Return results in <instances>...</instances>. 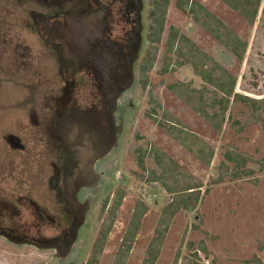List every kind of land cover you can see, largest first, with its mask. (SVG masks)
Returning a JSON list of instances; mask_svg holds the SVG:
<instances>
[{
	"label": "rangeland",
	"instance_id": "374dc122",
	"mask_svg": "<svg viewBox=\"0 0 264 264\" xmlns=\"http://www.w3.org/2000/svg\"><path fill=\"white\" fill-rule=\"evenodd\" d=\"M196 1L247 41L244 59L238 60L170 0L159 52L148 72L150 84L144 88L137 83L136 62L149 46L150 0H91L92 14L101 20L91 40V112L98 121L91 123L87 146L63 163L67 192L62 202L49 185L52 164L62 162L59 146L48 149L49 142L32 124L39 110L37 115L27 109L0 113V264H86L118 194L122 203L98 264L114 263L132 230L135 208L145 204L148 211L125 262L142 264L161 211L173 197L163 187L173 179L155 181L161 172L156 154L173 173H184L177 184L190 177L203 187L197 208L174 216L155 264H175L178 252V264L264 263V112L262 120L256 119L246 104L232 98L222 130L215 129L189 103H200L212 89L206 91L207 84L192 66L167 51L175 28L233 74L235 93L264 99V0L254 25L222 0ZM16 34L17 41L35 42L18 25ZM40 52L31 51L33 78L28 83L36 108L45 90L38 73H54L48 61L40 63ZM152 112L159 120L177 121L206 142L215 152L212 163L206 165L171 137ZM87 133L85 128L83 135ZM6 135L12 139L7 141ZM226 152L235 161L226 159ZM230 172L243 173L236 177ZM30 200L42 207L44 218L50 214L55 222L39 218ZM202 245L206 253L199 251Z\"/></svg>",
	"mask_w": 264,
	"mask_h": 264
},
{
	"label": "flooded vegetation",
	"instance_id": "af4514ba",
	"mask_svg": "<svg viewBox=\"0 0 264 264\" xmlns=\"http://www.w3.org/2000/svg\"><path fill=\"white\" fill-rule=\"evenodd\" d=\"M92 13L91 0H0V113L27 109L37 115L39 110L32 124L49 142L48 149L59 146L62 162L52 164L49 178L59 202L67 192L63 163L87 146L91 123L95 126L98 121L91 112V40L101 20ZM17 25L21 33H29L31 41L33 35L35 42L17 41ZM34 48L41 51L40 63L48 61L54 68L52 75L38 73L45 84L40 108L32 106L33 90L28 85L33 78ZM85 128L88 133L83 135ZM30 203L39 218L55 222L50 214L44 218L42 207Z\"/></svg>",
	"mask_w": 264,
	"mask_h": 264
},
{
	"label": "trees",
	"instance_id": "16d2710c",
	"mask_svg": "<svg viewBox=\"0 0 264 264\" xmlns=\"http://www.w3.org/2000/svg\"><path fill=\"white\" fill-rule=\"evenodd\" d=\"M231 9L238 12L250 25H254L258 11L262 0H222ZM152 9L149 14V32L147 39L149 46L147 47L144 56L141 61L137 62L138 66V81L142 83L146 88L149 84L148 72L152 69L154 62L159 52V44L161 42L162 33L166 22V11L170 4V0H150ZM176 7L183 12L190 14L195 22L204 27L219 43L225 46L238 60H243L248 43L243 40L240 35L231 30L227 25L217 18L212 12H210L205 6L197 2L196 0H176ZM167 51L174 52L176 56L182 58L183 64H190L196 75L200 76L204 83L207 84L206 91L212 89L213 94L211 96L203 97V101L195 103L189 101L191 107L200 115H202L207 121L211 122L215 129L222 130L229 109L230 101L236 100L238 102L246 104L251 110L256 119H263L264 112V99H256L243 94L235 93V86L237 79L227 69L217 63L207 53L199 49L192 40L181 34L177 29L172 28L167 40ZM188 46L187 51H183V48ZM181 62V64H182ZM170 64L161 70L164 74L167 72V68ZM160 110L162 106L158 104ZM209 108V109H208ZM212 110L210 112L209 110ZM164 111V110H163ZM153 119L156 120L159 126L164 128L168 134L182 144L189 152L194 154L199 160L206 165L212 163L214 157V149L211 148L206 142L194 134L186 127H182L175 120L156 118V113L152 112ZM154 115V116H153ZM208 149V152L203 154V149ZM145 150L142 156H146ZM157 155V154H156ZM153 155L157 160L158 166L161 169L159 177L155 178V181L171 178L173 179V185L163 182V187L170 194H173L171 201H169L162 209L158 225L155 230V236L150 241L149 247L146 250V256L142 264H155L161 251L162 242L169 230L171 222L174 216L180 211L185 210L187 212L194 211L201 198L202 184L193 181L189 177V182L184 185L177 184L178 181L184 176L182 171L172 172V167L165 164V158ZM225 158L230 161H235V158L230 157L229 153H225ZM173 163V162H172ZM176 165V164H174ZM238 167V166H237ZM243 172H235L233 176L239 177ZM222 177L219 178V181ZM123 195L118 194L117 199L113 204L112 209L106 220L104 221V227L99 232L92 253L87 260L86 264H98L100 261V255L103 251V247L106 243L107 237L114 224L116 210L122 203ZM106 200L102 210L107 207ZM148 211V206L142 204L141 207L135 208L133 217L131 219L132 230L125 238V243L119 249L116 259L113 264H125L126 259L132 247L134 236L140 228L141 219ZM128 241V243L126 242ZM199 251L207 252L204 245L199 248ZM196 258L199 257L198 251L194 252ZM180 259V252L177 253L175 264H178ZM260 264H264L261 263Z\"/></svg>",
	"mask_w": 264,
	"mask_h": 264
},
{
	"label": "water",
	"instance_id": "95a60500",
	"mask_svg": "<svg viewBox=\"0 0 264 264\" xmlns=\"http://www.w3.org/2000/svg\"><path fill=\"white\" fill-rule=\"evenodd\" d=\"M6 85V84H5ZM7 90V85H6V88L3 90V93H5V91Z\"/></svg>",
	"mask_w": 264,
	"mask_h": 264
},
{
	"label": "bare ground",
	"instance_id": "6f19581e",
	"mask_svg": "<svg viewBox=\"0 0 264 264\" xmlns=\"http://www.w3.org/2000/svg\"><path fill=\"white\" fill-rule=\"evenodd\" d=\"M74 22V21H73Z\"/></svg>",
	"mask_w": 264,
	"mask_h": 264
},
{
	"label": "crops",
	"instance_id": "0c3cea01",
	"mask_svg": "<svg viewBox=\"0 0 264 264\" xmlns=\"http://www.w3.org/2000/svg\"><path fill=\"white\" fill-rule=\"evenodd\" d=\"M204 6V5H203Z\"/></svg>",
	"mask_w": 264,
	"mask_h": 264
}]
</instances>
